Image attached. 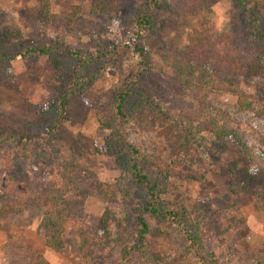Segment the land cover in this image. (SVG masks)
Wrapping results in <instances>:
<instances>
[{
    "label": "rangeland",
    "instance_id": "1",
    "mask_svg": "<svg viewBox=\"0 0 264 264\" xmlns=\"http://www.w3.org/2000/svg\"><path fill=\"white\" fill-rule=\"evenodd\" d=\"M92 2L49 0L43 18L37 0H0V28L17 33L0 51L6 55L0 58L1 139L29 138L0 144V214L14 212L0 220V264H30L36 255L45 264H84L72 228L60 253L46 248L39 231L48 158L83 168L101 190L123 191L111 247L97 252L94 264H264V164L233 138L186 134L178 123L179 114L194 124L208 118L203 101L264 136V115L236 105L240 94L253 98L255 85L264 87V14L255 9L264 0H113L116 10L108 14L93 12ZM142 16L150 17L149 27L137 25ZM257 27L260 76L218 75L230 81L200 89L197 79L182 82L176 75V63L196 64L211 80L228 51L238 49L239 40L249 43ZM28 47L44 52L24 53ZM244 53L253 60L252 51ZM119 92L129 96L122 118L114 111ZM114 134L178 166L161 200L183 216L182 228L162 231L157 218L142 212L148 225L142 247L136 246L135 217L145 194L107 152ZM256 152L264 161V150ZM108 196L114 197L92 191L83 207L86 225L98 228Z\"/></svg>",
    "mask_w": 264,
    "mask_h": 264
},
{
    "label": "trees",
    "instance_id": "2",
    "mask_svg": "<svg viewBox=\"0 0 264 264\" xmlns=\"http://www.w3.org/2000/svg\"><path fill=\"white\" fill-rule=\"evenodd\" d=\"M37 1L40 6L39 17L41 16L44 18L48 13L49 0ZM238 1L241 4L244 2V0ZM255 9L257 13L264 14L263 5L260 6L257 4ZM114 10L116 9L113 6V0H93L92 2V11L95 13L108 14ZM136 21L139 26L149 27L150 25L149 16H142ZM259 31L260 29L257 27L249 33V43H244L241 40L238 41V43L245 45L242 50H240L241 48L237 40L234 39L238 49L235 50L234 48L228 51V58L225 60V65L223 67L219 65L216 70L213 71V78H211V80L207 79V74L210 76V73L204 69H197L193 66L196 64H187L182 67L181 63H176V67L174 68L176 75L179 76L182 82L187 81L190 83L188 80L197 79L194 85L197 88L200 87V89L210 86L212 81H218L220 83H227L230 81L228 77L222 78L223 76L220 77L218 75H230L236 79L242 77V79H246L247 81L251 79L250 76H260L262 74V66L259 63L260 53L258 52L257 43L261 41L260 39L263 38V36ZM16 35L17 33L10 28H6L5 26L0 28V51H3L4 45L11 38H15ZM229 46L232 47L233 44H229ZM135 50L143 54V51L137 46H135ZM24 51V53L44 52V50H34L31 47L24 48ZM232 51H235L237 54ZM243 51L247 53L252 51L253 60L246 61L245 53L241 55ZM5 57L6 55L0 52V58ZM85 65L86 63L81 64V69L84 68ZM185 70H187V72ZM185 72L187 74H185ZM255 86L256 89L259 90V93L253 98H248V96L240 94L237 98L236 105L242 111L264 115V87ZM235 87L238 86L236 85ZM78 89H81L79 91L80 93L83 91L81 86H79ZM128 97V92L127 94L119 92L116 95V104L114 103L115 116H120L121 118L124 116V108H126ZM65 98L66 96L61 99V113L65 112ZM199 107L208 113V118L200 119L199 122L198 119H196L197 124H194V121L191 119L185 118L184 115L179 114L178 123L185 129L186 134L189 133L194 135L196 132L198 135L199 132L205 130L218 141L233 138L234 141L247 152L250 159L257 161V163L264 164V161L261 162V158L256 154V151L260 152L262 149L264 150V136L257 134L253 128L247 126L243 122L235 120L229 115L227 110L222 107L214 108L212 104L203 101L199 104ZM62 116L63 114H61L60 118L51 129L57 130V123H60ZM198 117L202 116L197 114V118ZM200 124L203 127H201ZM102 125L104 127H109L107 122H102ZM23 139L29 138L24 136L23 138L22 136L20 138H14L12 134L4 135L0 140V144L4 146L8 142H12L18 145ZM107 152L117 157V162L122 172L129 176L132 184L141 189L145 194L144 203H141L136 209L138 212L135 217L137 226L135 235L136 246H144L145 237L148 234V225L142 216V212H148L157 218L162 225V231H165L167 228L171 229L172 227L182 228L183 216L178 211L165 207L161 200V196L166 194L170 189L169 178L171 172L173 170L175 171L178 166L176 167V165L173 166L165 163L164 160L153 156L147 150L127 143L123 138L118 136V134H114L111 143L107 145ZM47 163L51 165V169L49 170L50 179L44 188L43 215L39 224V231L44 237L45 246L52 252L60 253L65 248L63 234L67 229L72 228L80 239L79 254L84 264H94L97 260V252L107 250L111 247V241L114 238L115 219H118V206L116 205L118 199H121L123 191L118 189L117 192L115 187L108 188L107 190L102 188L101 190L95 178L88 176L83 168H80L69 160H52L48 158ZM39 168L42 170L41 167ZM95 189L102 192L105 197L107 193H111L114 197L109 198L110 196H108V198H105L108 202L107 209L101 216L98 228H91L86 225L83 220V207L87 198ZM13 213L12 208L3 210L0 214V220L9 217V215ZM184 231L187 233V238L191 243H194L189 231ZM130 251H133V248L127 250V252ZM30 264H45V261L41 255H36L31 259Z\"/></svg>",
    "mask_w": 264,
    "mask_h": 264
}]
</instances>
